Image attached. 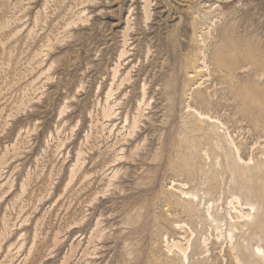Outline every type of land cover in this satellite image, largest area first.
Segmentation results:
<instances>
[{
  "label": "rangeland",
  "instance_id": "1",
  "mask_svg": "<svg viewBox=\"0 0 264 264\" xmlns=\"http://www.w3.org/2000/svg\"><path fill=\"white\" fill-rule=\"evenodd\" d=\"M147 2L0 0V264H264V0Z\"/></svg>",
  "mask_w": 264,
  "mask_h": 264
},
{
  "label": "bare ground",
  "instance_id": "2",
  "mask_svg": "<svg viewBox=\"0 0 264 264\" xmlns=\"http://www.w3.org/2000/svg\"><path fill=\"white\" fill-rule=\"evenodd\" d=\"M91 1H92V0H91ZM145 1L147 2V0H145ZM147 3H149V2H147ZM184 3H185V2H184ZM145 5H146V3H145ZM146 8H148L147 5L145 6V8H144L143 10H145ZM148 14H149V13H148ZM144 15H145V14H144ZM145 16H147V15H145ZM145 16H144V17H145ZM148 16H149V15H148ZM145 18H146V17H145ZM147 20H148V19H147ZM68 24H69V23H68ZM73 25H74V24H73ZM127 27H128V25H127ZM125 35H126V34H125ZM125 35H124V39H126V38H125ZM103 39H104V38H103ZM126 40H127V39H126ZM126 40H125V41H126ZM125 43H126V42H125ZM125 43H124V44H125ZM149 49H150V48H149ZM149 49H148V50H149ZM122 53L124 54V52H122ZM197 62H198V61H197ZM195 64H196V63H195ZM49 65H50V64H49ZM193 66H194V65H193ZM193 66H192V67H193ZM49 67H51V66H49ZM190 67H191V65H190ZM193 68H194V67H193ZM195 68H196V67H195ZM195 68H194V69H195ZM48 69H49V68H48ZM196 69H197V68H196ZM191 70H193V69H191ZM199 70H200V69H199ZM199 70H198V71H199ZM113 72H114V71H113ZM188 72H189V71H188ZM188 72H187V73H188ZM190 73H191V72H190ZM193 73H194V74L196 73L195 70L193 71ZM197 73H198V72H197ZM194 74H193V76H195ZM259 74H260V73H259ZM189 75H190V74H189ZM193 76H191V77H193ZM113 77H115V76H113ZM188 77H189V76H188ZM194 78H195V77H194ZM199 78H200V77H199ZM113 80H114V78H113ZM161 80H162V79H161ZM191 80H192V79H191ZM126 81H127V80H126ZM121 83H123V82H121ZM158 83H159V82H158ZM81 84H82V83H81ZM120 85H121V84H120ZM144 85H145V84H144ZM118 87H119V86H118ZM142 87H143V86H142ZM144 87H145V86H144ZM142 91H143V90H142ZM143 93H144V92H143ZM143 93H142V94H143ZM106 94H107V95H106V100H104V101H105V102H104L105 104H106L107 101H108L107 99H108V98L110 99V97H111V95H112V89L110 88V90L107 91ZM143 95H144V94H143ZM201 96H202V95H201ZM142 97H143V96H142ZM149 98H150V97H149ZM151 98H152V97H151ZM151 98H150V99H151ZM206 98H207V97H206ZM130 99H131V98H130ZM141 99H142V98H141ZM143 99H144V98H143ZM143 99H142V101H143ZM139 100H140V99H139ZM139 100L137 101V104H138ZM140 101H141V100H140ZM142 101L140 102V104L142 103ZM127 102H129V99H128ZM147 102H148V101H147ZM140 104H139V105H140ZM146 104H147V103H145V105H146ZM148 105H149V103H148ZM148 105H147V106H148ZM147 106H146V107H147ZM85 107H87V106H85ZM107 107H108V106H107ZM137 107H139V106H137ZM139 108H140V107H139ZM107 109H108V108H107ZM107 109H106V110H107ZM110 109H111V106H110ZM110 109H109V110H110ZM112 109H113V107H112ZM109 110H108V111H109ZM137 110H138V109L136 108V112L139 113V110H138V111H137ZM140 110L142 111V108H141ZM61 112H62V111H61ZM61 112H60V113H61ZM106 112H107V111H105L104 114H105ZM111 112H112V111H111ZM138 113H136V114L138 115ZM140 113H141V112H140ZM109 114H110V113H109ZM109 114L104 115V116H102V117L105 119V117H108ZM196 114H197V113H196ZM140 115H141V114H139V116H136V118L138 119V117H140ZM197 115H198V114H197ZM198 116H200V115H198ZM202 117H204V116H202ZM109 118H110V115H109ZM132 118H133V119H132ZM132 118H131V119H132L133 121H132V123H131V126H129L130 124L128 125V126L131 128L130 131L128 130V132L130 133V134H127L128 136H130L131 134L133 135V131H135L136 125L138 126V124H137L138 122H137V121H139V120H136V118H134V117H132ZM204 118H205V117H204ZM107 119H108V118H107ZM199 119H200V118H199ZM206 119H207V118H206ZM126 120H127V119L125 118L124 121H126ZM207 120H208V119H207ZM129 121H130V120H129ZM208 121H210V119H209ZM130 122H131V121H130ZM130 122H129V123H130ZM27 125H29V124H27ZM27 125H26V126H27ZM33 125H34V124H33ZM33 125H32V127H31V129H33V128L36 129V126H35V125L33 126ZM29 126H30V125H29ZM29 126H27V127H29ZM73 126H74V125H73ZM24 127H25V126H24ZM37 127H38V126H37ZM74 127H75V126H74ZM25 128H26V127H25ZM25 128H24V130H25ZM20 129H23V127L20 128ZM31 129H30V131H33V130H31ZM35 129H34V130H35ZM136 129H137V128H136ZM28 130H29V129H28ZM30 131H29V132H30ZM87 138H88V137H87ZM173 146H174V145H173ZM134 148H135V147H134ZM134 148H132V150L135 152L136 149L134 150ZM175 149H176V148H175ZM178 150H179V149H178ZM130 152H131V151H130ZM134 152H133V153H134ZM79 153H80V152H79ZM133 153H132V154H133ZM130 154H131V153H130ZM135 154L137 155V152H136ZM77 155H79V154H77ZM127 156H128V155H127ZM127 156H126V157H127ZM137 156H138V155H137ZM77 157H78V156H77ZM126 157H125V158H126ZM129 157H130V156H129ZM129 157H128V158H129ZM133 157H136V156H134V154H133V156H131L130 158L132 159ZM141 157H142V156H141ZM115 158H116V157H114L113 159L115 160ZM118 158H119V157H118ZM122 158H123V157H122ZM130 158H129V159H130ZM139 158H140V157H139ZM129 159H128V160H129ZM142 159H143V158H142ZM77 160H78V159H77ZM89 160H90V162L93 161V157H92V156H89ZM117 160H118V159H117ZM132 160H133V159H132ZM130 161H131V160H130ZM110 162H111V161H110ZM110 162H109V164H110ZM112 162H113V161H112ZM104 164H105V163H104ZM107 165H108V164H107ZM95 166H96V164H95ZM102 166H103V165H102ZM246 168H247V167H246ZM256 168H257V167H256ZM247 169H248V168H247ZM140 170H141V169H140ZM242 170H244V169H242ZM119 171H121V170H119ZM125 171H126V170H124V172H125ZM136 171H137V170H136ZM239 171H240V170H239ZM253 171H254V169H253ZM258 171H259V169H258ZM86 172H87V166L83 169V171L81 172V174L79 175V177H80V178H81L82 176L84 177V176H85L84 174H85ZM241 172H242V171H241ZM260 172H261V171H260ZM260 172H259V174H260ZM262 172H263V171H262ZM116 173H117V172H115V174H116ZM251 173H252V172H250V174H251ZM72 174H73V173H72ZM115 174H113L112 177H114ZM127 174H128V173H127ZM136 174H137V173H136ZM237 174H240V172L237 173ZM244 174H245V172H244ZM244 174H243V172H242L241 176L243 177ZM254 174H255V171H254ZM123 175H124V173H123ZM125 175H126V173H125ZM134 175H135V174H134ZM75 176H76V175H75ZM75 176L73 175V177H75ZM115 176H116V175H115ZM127 176H128V175H127ZM127 176H126V177H127ZM129 176H130V175H129ZM241 176H240V177H241ZM244 176H245V175H244ZM88 177H89V176H87V178H88ZM112 177H111V178H112ZM122 177H123V176H122ZM124 177H125V176H124ZM251 177H252V175H251ZM69 178H70L69 180L71 181V180H72V179H71L72 177L70 176ZM253 178H254V177H252V179H253ZM73 179H74V178H73ZM77 179H78V178H77ZM84 179H86V177H84ZM82 180H83V178H82ZM239 180H240V179H239ZM244 180H245V179H244ZM249 180H250V179L247 180V183H250ZM253 180H254V179H253ZM255 180L260 181L262 184H264V173H261L260 175H257ZM255 180H254V182H255ZM109 181H110V180H109ZM71 182H72V181H71ZM71 182H70V183H71ZM70 183H69V184H70ZM251 183H252V182H251ZM85 184H86V183H85ZM89 184H90V183H89ZM108 184H109V183H108ZM121 184H122V183H121ZM254 184H256V183H254ZM254 184H253V186H252V188H251V190L253 189V192H252V193H253V197H255V198L258 199V200L263 199V197H264V192H263V190L260 191V190H259L260 187L257 188ZM110 186H111V185H110ZM242 186H243V185H242ZM257 186H258V185H257ZM86 187H87V185H86ZM108 187H109V186H107V188H108ZM241 188H242V187H241ZM244 188H245V186H244ZM116 189H118V188H116ZM98 193H99V192H98ZM185 193H186V192H185ZM185 193H184V194H185ZM249 193H250V192H249ZM170 195H172V194H170ZM173 195H174V194H173ZM181 195L183 196V194H181ZM169 197H170V196H169ZM183 197H184V196H183ZM187 197H188V196H187ZM166 198H167V197H166ZM183 199H184V198H183ZM192 199H193V198H192ZM168 200H170V199H168ZM175 200H176V199H175ZM177 200H178V199H177ZM236 200H237V199H236ZM236 200H235L234 202H236ZM92 201H93V200H92ZM92 201H91V202H92ZM173 201H174V200H173ZM178 201H179V200H178ZM180 201H181V200H180ZM229 202H230V201H229ZM162 203H164L163 200H162ZM173 203H174V202H173ZM175 203L179 204V203L176 202V201H175ZM184 203H185V202H184ZM187 203H188V202H187ZM189 203H190V202H189ZM189 203H188V204H189ZM182 204H183V202L181 203V205H182ZM228 204H229V203H228ZM237 204H238V202H237ZM247 204H248V203H247ZM183 205H185V207L187 206L186 203L183 204ZM208 205H209V204H208ZM230 205H232V204H230ZM179 206H180V205H179ZM189 206H191V205H189ZM251 206H252V205H251ZM251 206H249V207H250L249 212H246V213L242 212V209H241V210H237V208L233 206V207L231 208L232 210L230 209L232 212L228 211V212L226 213L225 216H227V217L229 218V221H230V223L232 224L231 227H232V228L235 227V228H237V229H238V227H240V226H246L247 228H249V227L251 228V227L255 224L254 222H256V223H257V228L262 232V235H264V226H263V224H264V213H262V214L259 216L258 221H254V220L252 219V218H254V217H252V216H254V215H252V211H254V210H252V207H253V206H252V207H251ZM164 207L166 208V206H164ZM164 207H163V208H164ZM180 207H182V206H180ZM160 208H161V207H160ZM165 208H164L163 210H165ZM177 208H178V207H177ZM183 208H184V207H182L181 209L183 210ZM186 208H187V207H186ZM190 208H191V207H190ZM206 208H207V209H206V212H205V213H206V215H207V213H209V210L212 209V208H211V206H208V207L206 206ZM239 208H240V207H239ZM172 209H173V208H172ZM194 209H195V208H194ZM194 209H193V212H194ZM253 209H254V207H253ZM161 210H162V209H161ZM167 210H168V209H167ZM178 210H179V208H178ZM184 210H185V209H184ZM191 210H192V209H191ZM191 210H190V211H191ZM243 210H244V209H243ZM172 211H173V210H172ZM172 211H171V212H172ZM176 211H177V210H176ZM179 211H180V210H179ZM166 212H167V211H166ZM196 212H197V211H196ZM167 213H168V212H167ZM174 213H175V212H174ZM177 213H179V212L177 211ZM191 213H192V212H191ZM164 215H165V214H164ZM166 215H167V214H166ZM189 215H190V214H189ZM100 216H101V215L99 214L98 217H100ZM103 216H104V215H103ZM190 216H192V215H190ZM194 216H195V213H194ZM225 216H223V217H225ZM219 217H220V216H219ZM220 218H221V217H220ZM213 219H215V218H213ZM221 219H222V218H221ZM224 219H225V218H223V220H224ZM97 220H98V219H97ZM223 220H222V221H223ZM222 221H221V222H222ZM98 222H99V221H96V224H97ZM221 222H220V223H221ZM220 223H219V224H220ZM96 224H95V225H96ZM97 225H98V224H97ZM99 225H101V224H99ZM99 225H98V226H99ZM255 225H256V224H255ZM211 226H212V225H211ZM248 226H249V227H248ZM177 227H178V226H177ZM182 227H183V226H182ZM182 227L180 226V228H182ZM212 228H213V227H212ZM240 229H241V228H240ZM242 229H243V228H242ZM253 229H254V228H253ZM258 229H255V230H258ZM220 230H221V229H220L219 226L216 225V226L214 227V231H215V233L217 232V234H218V231H220ZM250 230H252V229H250ZM260 231H259V232H260ZM226 232H227V231H226ZM233 232H234V231H233ZM255 232H256V231H255ZM98 233H99V232H98ZM229 233H230V232H229ZM95 234L98 236L97 232H96ZM142 235H143V234H142ZM228 235H229V234H228ZM94 236H95V235H93V237H94ZM100 236H101V235H100ZM100 236H99L98 238H97V237H96V238L99 239ZM217 236H218V235H217ZM229 236H230V235H229ZM229 236H228V238H229ZM94 238H95V237H94ZM94 240H95V239H94ZM230 240H231V237H230ZM176 244H177V243H176ZM172 247H173V248H174V247L176 248L177 246H176L175 244L173 245V242H172ZM187 247H188V246H187ZM257 247H258V246H257ZM168 248L170 249L171 247H168ZM178 248H179V247H178ZM19 249H20V247H19ZM169 249H168V250H169ZM171 249H172V248H171ZM179 249H180V252L178 251ZM179 249L177 250V248H176V250H177L179 253H182V258H183L184 261H185V259H186V253H187V248H186V249H184V248H183V249L179 248ZM172 250H173V249H172ZM242 250H243V249H241L240 254L238 253V255H240V258L245 259L246 257H245V254H244V252H243ZM168 252H170V251H168ZM255 252H259V253H261V251H260L259 248H256V251H255ZM171 253H172V252H171ZM171 253H170L169 255H171ZM230 253H231V252H230ZM259 253H257V254H259ZM173 254H174V253H173ZM174 255H175V254H174ZM232 255H233V254H232ZM230 258H232V257H230ZM183 259H182V260H183ZM234 259H235V258H234ZM237 259H238V258H237ZM235 260H236V259H235ZM184 261H183V262H184ZM236 261H237V260H236ZM243 261H244V260H243ZM246 262H247V261H246ZM164 263H166V262H164ZM257 263H258V262H257ZM257 263H256V264H257Z\"/></svg>",
  "mask_w": 264,
  "mask_h": 264
}]
</instances>
